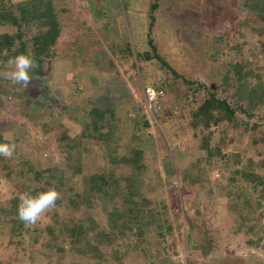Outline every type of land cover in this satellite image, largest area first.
Returning <instances> with one entry per match:
<instances>
[{
	"label": "rangeland",
	"instance_id": "374dc122",
	"mask_svg": "<svg viewBox=\"0 0 264 264\" xmlns=\"http://www.w3.org/2000/svg\"><path fill=\"white\" fill-rule=\"evenodd\" d=\"M54 4L53 57L0 79V264H264V0ZM10 26L32 54L37 25ZM49 187L25 227L19 196Z\"/></svg>",
	"mask_w": 264,
	"mask_h": 264
},
{
	"label": "trees",
	"instance_id": "16d2710c",
	"mask_svg": "<svg viewBox=\"0 0 264 264\" xmlns=\"http://www.w3.org/2000/svg\"><path fill=\"white\" fill-rule=\"evenodd\" d=\"M1 1V0H0ZM156 6V5H155ZM154 6V7H155ZM6 8V6H5ZM36 24L39 28V33L32 38V57L33 61L38 64L39 71L42 69L41 63L44 59H51L52 56V44H56L58 36L60 34L59 20L56 12L54 0H28L26 3H21L17 10V15L14 12H10L3 7H0V68H3L4 62L10 57L18 55L20 53H29L27 45L21 40L22 33L18 32L16 36L2 32V30L9 29L12 25L19 28V30L25 26L31 27L32 24ZM19 40V45L16 43ZM2 61V62H1ZM39 78L38 75L34 76ZM0 80V84H2ZM1 92H5L4 88L0 87ZM258 93L254 92L251 96L255 103V97ZM261 99H264L261 97ZM220 108V114H223L222 119H231L235 117V112L231 110L225 102H217ZM252 103V102H251ZM253 104V103H252ZM7 106V103H6ZM234 119V118H233ZM0 143H7L0 136Z\"/></svg>",
	"mask_w": 264,
	"mask_h": 264
},
{
	"label": "clouds",
	"instance_id": "9594fccd",
	"mask_svg": "<svg viewBox=\"0 0 264 264\" xmlns=\"http://www.w3.org/2000/svg\"><path fill=\"white\" fill-rule=\"evenodd\" d=\"M225 27H229L227 22ZM33 63L31 53H20L10 57L4 63L3 68L0 69V79L8 81L12 86L28 88L32 80L30 71ZM15 150V144L0 143V156L10 159L13 157ZM60 198L61 193L56 187H49L45 191L36 194L31 192L22 193L19 196L20 202L17 209L19 220L25 227L35 226L46 213L56 207V202Z\"/></svg>",
	"mask_w": 264,
	"mask_h": 264
},
{
	"label": "built area",
	"instance_id": "2783aa9c",
	"mask_svg": "<svg viewBox=\"0 0 264 264\" xmlns=\"http://www.w3.org/2000/svg\"><path fill=\"white\" fill-rule=\"evenodd\" d=\"M164 92L160 88L146 87L144 89L145 111L150 118L152 115L159 114L163 106Z\"/></svg>",
	"mask_w": 264,
	"mask_h": 264
}]
</instances>
